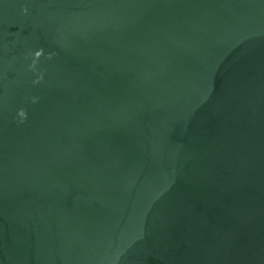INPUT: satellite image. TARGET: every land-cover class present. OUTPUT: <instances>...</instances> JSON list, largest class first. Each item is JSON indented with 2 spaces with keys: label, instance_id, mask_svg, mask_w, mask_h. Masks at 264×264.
<instances>
[{
  "label": "water",
  "instance_id": "obj_1",
  "mask_svg": "<svg viewBox=\"0 0 264 264\" xmlns=\"http://www.w3.org/2000/svg\"><path fill=\"white\" fill-rule=\"evenodd\" d=\"M0 264H264V0H0Z\"/></svg>",
  "mask_w": 264,
  "mask_h": 264
},
{
  "label": "clouds",
  "instance_id": "obj_2",
  "mask_svg": "<svg viewBox=\"0 0 264 264\" xmlns=\"http://www.w3.org/2000/svg\"><path fill=\"white\" fill-rule=\"evenodd\" d=\"M23 12H26L27 9L26 8H22L21 9ZM43 54V50L42 49H37L35 52L32 53L33 59L32 62L29 64V68L35 70V66L37 64L38 58ZM49 57L51 56V53L48 54ZM41 79H43V74L40 73L39 75H37L36 80L33 81V83H38ZM33 102H35L36 97L32 98ZM18 115L21 117V121H23L24 118H26V111L24 109H19L18 110Z\"/></svg>",
  "mask_w": 264,
  "mask_h": 264
}]
</instances>
